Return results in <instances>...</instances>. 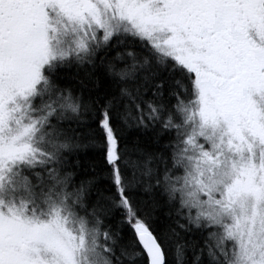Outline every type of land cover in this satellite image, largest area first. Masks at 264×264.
I'll return each instance as SVG.
<instances>
[{"label": "snow or ice", "instance_id": "obj_1", "mask_svg": "<svg viewBox=\"0 0 264 264\" xmlns=\"http://www.w3.org/2000/svg\"><path fill=\"white\" fill-rule=\"evenodd\" d=\"M0 264H264V0H0Z\"/></svg>", "mask_w": 264, "mask_h": 264}, {"label": "trees", "instance_id": "obj_2", "mask_svg": "<svg viewBox=\"0 0 264 264\" xmlns=\"http://www.w3.org/2000/svg\"><path fill=\"white\" fill-rule=\"evenodd\" d=\"M63 72L66 74L68 78H71L73 75L76 74L77 69L75 67L64 69Z\"/></svg>", "mask_w": 264, "mask_h": 264}]
</instances>
